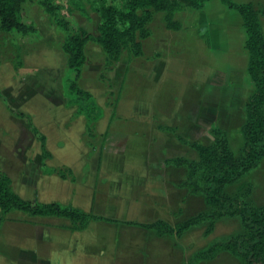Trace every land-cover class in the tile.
<instances>
[{
    "label": "rangeland",
    "instance_id": "374dc122",
    "mask_svg": "<svg viewBox=\"0 0 264 264\" xmlns=\"http://www.w3.org/2000/svg\"><path fill=\"white\" fill-rule=\"evenodd\" d=\"M42 1L29 0L23 6L24 21L36 26L34 32L0 29V90L4 93L0 96V172L11 176L15 190L26 199L76 200L78 206L119 221H93L82 232L71 233L59 227L67 223L64 220L17 210L2 217L0 211V247L15 258L16 247L37 246L39 237H50L52 245L71 247L79 264H189L192 254L212 240L240 234L243 224L237 216L219 219L209 234L205 233L207 224H202L182 236H157L153 230L120 221L162 218L176 225L209 209L203 196L179 186L184 170L164 165L166 157H197V152L171 134L158 133L155 126L164 123L165 114L178 133L190 134L189 140L203 144L211 142L213 126L221 127L233 150L239 152L246 101L254 88L246 70L248 51L241 15L220 0H211L201 10L178 14L183 27L172 31L165 28L164 13L157 12L151 24L153 34L143 40V54L124 52L117 62L108 63L102 46L89 40L80 85L104 108L92 138L85 135L84 116L73 115L75 108L65 106L68 97L64 93L75 71L67 66L62 48L67 33L55 19L65 17L71 27L82 26L97 36L101 17L94 7L98 0H50L54 13ZM234 1H254L264 7V0ZM162 54L168 56L164 62H170V70L152 81L150 75L159 64L155 59ZM204 76L207 87L200 96L196 89ZM116 92L121 98L112 117ZM199 96L206 107L204 127L193 125L189 117L191 103ZM149 98L154 105L140 117L151 120L137 127V100L145 103ZM20 111L32 116L48 136L55 156L47 165L70 163L76 182L43 173L40 141L31 132L27 117L17 116ZM242 184L251 186L249 201L264 206V157L233 191H239ZM73 187L75 195L70 194ZM64 256L65 264H71L68 254ZM199 264H242V260L223 251Z\"/></svg>",
    "mask_w": 264,
    "mask_h": 264
},
{
    "label": "trees",
    "instance_id": "16d2710c",
    "mask_svg": "<svg viewBox=\"0 0 264 264\" xmlns=\"http://www.w3.org/2000/svg\"><path fill=\"white\" fill-rule=\"evenodd\" d=\"M29 0H0V29L30 33L36 30L33 23L23 18V6ZM211 0H122L121 4L98 0L95 10L101 17L99 35L90 34L82 26L71 27L65 17H57L55 23L67 34L62 48L66 54L67 66L75 71V76L68 79L65 94V106L75 108V116L85 118V135L95 137L97 125L104 116V108L96 96L80 85L82 69L87 60L86 45L89 40H96L107 55L108 63L117 62L124 52L131 55L143 54V40L153 32L151 24L157 12L164 13L165 28L179 31L183 27L182 20L177 17L184 11L195 12L204 8ZM230 9L236 10L242 17L246 32L245 48L249 54L248 73L255 85L245 106V121L242 125L243 145L236 153L231 145L228 133L221 127L211 130L213 139L209 144L189 140L177 132L176 127L158 124L159 129L172 134L183 144L191 146L197 152V158L174 156L166 159L168 166L182 168L185 178L179 186L187 187L192 193L203 196L209 209L193 214L176 225L164 219L153 222L120 221L127 225L153 230L158 236L176 234L182 236L193 227L207 224L205 233L213 231L216 222L223 217H240L243 231L240 234L224 239H214L207 246L195 251L189 258V264L212 260L221 252L228 251L238 256L242 264H264V206H256L249 201L251 186L242 184L233 191L242 177L257 167L264 157V7L254 1L236 2L220 0ZM42 4L54 13L55 6L50 0ZM111 103L116 115L120 93ZM0 96L4 93L0 90ZM110 104V105H111ZM17 116L27 117L31 132L40 141L42 171L48 175H57L63 179L76 181L73 169L69 166H49L46 161L53 158L47 146V137L34 123L32 116L18 112ZM105 133V132H104ZM106 133L104 136L106 137ZM104 137V138H105ZM102 160L100 151L98 164ZM21 211L30 216H54L69 220L68 228L81 231L88 228L93 221H119L96 214L92 210L85 211L73 205H65L57 201L42 202L37 197L26 199L14 188L13 180L8 173L0 172V211L4 217L10 212Z\"/></svg>",
    "mask_w": 264,
    "mask_h": 264
},
{
    "label": "crops",
    "instance_id": "0c3cea01",
    "mask_svg": "<svg viewBox=\"0 0 264 264\" xmlns=\"http://www.w3.org/2000/svg\"><path fill=\"white\" fill-rule=\"evenodd\" d=\"M181 1L186 3L189 0H186V1L181 0ZM242 24H243V20H242ZM263 26H264V20H263ZM245 41H246V38L244 40V47H245ZM163 55L164 54H162L161 57L160 56L159 57L156 56L157 58L155 60L159 61V64L155 65V72L151 73V75H150V78L152 79V81H154V79H158V77L164 75L166 72H169V70H170V67H171L170 62L168 64H166V62H164V59L166 57H168V56L167 55L163 56ZM248 60H249V54L247 55L246 70H247V67H248ZM161 61H163V62H161ZM247 72H248V70H247ZM248 76L250 78L249 73H248ZM250 80H251V78H250ZM213 82H214V80H213ZM251 82H253V81L251 80ZM208 83H210V82L208 81ZM215 84L216 83L214 82V86H215ZM253 86H254V88H253V91L251 92V94L255 90L254 83H253ZM202 87H203V89H202ZM206 87H207V85H206V77L204 76L203 80L201 79L199 81V85L197 86V89H196V94L198 92L197 95L201 96L202 91H204V95H205ZM241 89H246V88H241ZM249 89H252V88L250 87ZM154 91H155V89H154ZM250 95L248 97H250ZM200 96L198 97V99L196 97L193 99V101L191 103V108H190L191 109V113L189 114V117H191V120H193V122H192L193 125L198 126V127H200V126L204 127V122H205L204 121V117H205V114H206V107H204V104L202 105V102L200 101ZM247 100H248V98H247ZM160 103H162V102H160ZM153 105H154V103L151 102V98H149L148 101H145V103L143 101H138L137 100V127H138V125L142 126V125H144L146 123V121L151 120V119L147 120V118L140 117V115H143V113H145V110L147 111L148 108L151 109L153 107ZM118 106H119V102H118V105H117V111H118ZM161 106H162V104H161ZM164 117H165V114L162 115V120L164 121V123H161V124L172 125L171 123H169V120H165ZM149 123H150V126L153 125V123L151 121ZM158 124H156V126H155L156 129H157V132L158 133L160 132V134L161 133H165V134L169 135V133H166V132L162 131L161 129H159ZM213 128H215V127L213 126L211 128V130ZM139 133L140 132H139V130L137 128V134H139ZM44 134L46 135V133H44ZM181 134L184 137H186L187 139H188V136H190V134H184L183 132H181ZM198 136L199 135H197V138H199ZM46 137H47V146H48V136L46 135ZM174 139L178 140L175 136H174ZM212 139H213V136H212L211 140ZM191 140H195V141L199 142V140H197V139H191ZM48 148H49V146H48ZM49 150L52 152L53 155L55 154V152H53L50 148H49ZM174 156H181V155H174ZM174 156H170V157H174ZM183 156H186V155H183ZM102 157H103V155H102ZM170 157H166V159L170 158ZM187 157H190V156H187ZM190 158H197V157H190ZM166 159L164 161H166ZM148 162H147V164H148ZM101 163H102V160H101ZM152 165H155V163L153 162ZM164 165H166L165 162H164ZM56 166L57 167L58 166H69L74 171V168L72 167V165L70 163L66 162V161H64V162L61 161V163L56 165ZM168 167H172L173 169H176V170L182 169V168H177V167H173V166H168ZM57 177L60 180H64L65 182H67V180H69V179H63V178H61L59 176H57ZM183 179H184V177H183ZM74 189L75 188L73 187L72 191L70 193L71 195H75L73 193ZM69 199H71V198H69ZM40 201H42V202L57 201V202H60L62 204H65V205H70L71 204V205L79 207V208H81V209H83L85 211H90V210H88V209H86L84 207L78 206L77 203H75V202H77L76 200H74L71 203L67 202V201H63V200H58V199H53V200H49V201H44V200H40ZM36 217L55 218V219H60V220L67 221V223H65V224H63V223L60 224L59 227H62L63 229H65V230H67L68 232H71V233H77V232H82L83 231V230H81V231H72V230H70L68 228L69 220H67L65 218L54 217V216H36ZM110 218L117 219V218H114V217H110ZM159 219H162V218H159ZM117 220H119V219H117ZM121 221H126V219L125 220H121ZM132 221H136V220H132ZM137 222H140V221H137ZM144 223H147V222H144ZM42 241L45 242V244H43ZM46 242H47V245H46ZM36 244H37V246L36 245H32L31 246V245H28V244H25V245L23 244V245H21L19 247H16L18 250L16 252L17 256L15 258L13 256V254H11L8 251V249H3L2 247H0V264H60L61 262H62L61 264H65V262H66V257L64 256L65 253L68 254V257H69L68 258V260H69L68 262L71 261L70 262L71 264H79V262L76 261L75 258H74V255L72 253L71 247H64L63 248L61 246L52 245L51 241H50V237H39V240L36 241Z\"/></svg>",
    "mask_w": 264,
    "mask_h": 264
}]
</instances>
